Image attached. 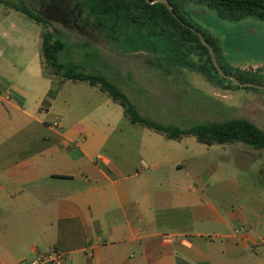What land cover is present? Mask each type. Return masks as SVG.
Here are the masks:
<instances>
[{"label":"crops","instance_id":"crops-1","mask_svg":"<svg viewBox=\"0 0 264 264\" xmlns=\"http://www.w3.org/2000/svg\"><path fill=\"white\" fill-rule=\"evenodd\" d=\"M19 14L0 6V264H28L50 246L63 264H264V224L197 193L201 180L185 165L192 136L132 125L84 82L54 88L41 30ZM181 73L178 83L145 71L139 82L174 125L190 122L196 103Z\"/></svg>","mask_w":264,"mask_h":264},{"label":"trees","instance_id":"trees-1","mask_svg":"<svg viewBox=\"0 0 264 264\" xmlns=\"http://www.w3.org/2000/svg\"><path fill=\"white\" fill-rule=\"evenodd\" d=\"M166 1L171 12L160 2L148 4L145 0H18L14 3L0 0V6L24 15L41 28L39 52L42 74L51 80L54 88L59 89L66 81L84 82L96 87L121 107L130 124L162 134L168 140L192 136L206 146L240 143L254 150H264V130L245 118L203 121L180 127L145 117L118 85L100 73H87L84 66L73 59L65 32L81 37H99L121 54L141 53L152 70L164 71L178 83L183 79L181 72L185 70L204 77L209 84L222 90H260L240 88L233 81L221 77L208 49L192 29L212 47L217 63L227 75L234 76L241 83L261 85L259 80H262L257 70H240L225 63L219 39L182 15L178 0ZM183 1L202 5L222 20L238 22L253 18L264 22V0ZM88 46L85 40L78 48L84 56L99 58L96 51L86 49ZM199 95L205 97L201 93Z\"/></svg>","mask_w":264,"mask_h":264},{"label":"rangeland","instance_id":"rangeland-1","mask_svg":"<svg viewBox=\"0 0 264 264\" xmlns=\"http://www.w3.org/2000/svg\"><path fill=\"white\" fill-rule=\"evenodd\" d=\"M10 1L14 3L18 0ZM177 4L180 13L189 21L209 30L219 39L225 63L240 70H257L262 76L259 82L264 85V22L253 18L230 22L219 19L215 12L192 1L178 0ZM19 16L27 19L22 14ZM55 27L59 28L58 25ZM36 30L40 31L41 28L36 25ZM48 30L50 28L46 31ZM65 36L67 45L72 48L73 59L84 66L87 73H100L118 85L138 105L143 116L165 125H169V121H175L142 99L140 84L144 86L145 83L139 82L144 80L142 74L145 71L152 70L146 64L144 55L118 53L108 42L95 36L81 37L71 32H65ZM85 40L89 44L86 49L96 51L99 58L95 55H83L78 46ZM187 72L189 82L197 90L195 108L190 122L184 123L177 119L178 124L175 125L189 127L203 121L245 118L264 130V90H222L209 84L204 77ZM80 86L88 88L86 83H80ZM150 92L154 95L155 88H151ZM198 92L205 97L201 98ZM97 94L101 96L100 93ZM191 138L196 145L190 148L195 158L186 161L185 165L188 169L194 168V173L201 180L202 185L196 186L197 193H203L214 200L220 208L234 209L264 224V150H254L234 143L226 144L221 149L216 147V151H212ZM204 164L216 173L215 177H210L207 169L200 170ZM220 175L224 177L221 183L217 181L222 179ZM255 229L258 232L260 229L264 231V225Z\"/></svg>","mask_w":264,"mask_h":264},{"label":"water","instance_id":"water-1","mask_svg":"<svg viewBox=\"0 0 264 264\" xmlns=\"http://www.w3.org/2000/svg\"><path fill=\"white\" fill-rule=\"evenodd\" d=\"M148 4H153L155 2H160L162 4H164L166 6V8L171 12V8H170V5L169 3L166 1V0H145ZM192 31L194 32V34H196L201 42V44L203 46H205L208 51H209V54H210V58H211V61L216 69V71L218 72V74L223 77V78H226L228 80H231L233 81V83L240 87V88H245V87H251V88H256V89H261V90H264V85H259V84H256V83H252V82H246V83H241L239 82L234 76H230V75H227L219 66V64L217 63L216 61V58H215V55H214V51L212 49V47L205 41V39L203 38V36L199 33V32H196L195 30L192 29Z\"/></svg>","mask_w":264,"mask_h":264},{"label":"built area","instance_id":"built-area-1","mask_svg":"<svg viewBox=\"0 0 264 264\" xmlns=\"http://www.w3.org/2000/svg\"><path fill=\"white\" fill-rule=\"evenodd\" d=\"M64 259V253L54 246H50L46 252L31 259L28 264H63Z\"/></svg>","mask_w":264,"mask_h":264}]
</instances>
